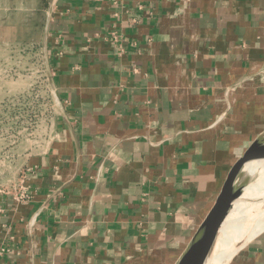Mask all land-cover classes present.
Masks as SVG:
<instances>
[{
    "label": "crops",
    "instance_id": "0c3cea01",
    "mask_svg": "<svg viewBox=\"0 0 264 264\" xmlns=\"http://www.w3.org/2000/svg\"><path fill=\"white\" fill-rule=\"evenodd\" d=\"M46 6L0 35L47 42L63 100L31 198L0 192V264H174L264 132V0H59L49 36ZM228 264H264V229Z\"/></svg>",
    "mask_w": 264,
    "mask_h": 264
},
{
    "label": "rangeland",
    "instance_id": "374dc122",
    "mask_svg": "<svg viewBox=\"0 0 264 264\" xmlns=\"http://www.w3.org/2000/svg\"><path fill=\"white\" fill-rule=\"evenodd\" d=\"M32 2L37 0H0V35L20 39L30 32L21 8ZM33 42L42 41L0 45V186L21 176L30 154L46 143L56 115L50 85L35 70L37 60L19 53L21 46ZM231 260L227 257L221 264Z\"/></svg>",
    "mask_w": 264,
    "mask_h": 264
},
{
    "label": "bare ground",
    "instance_id": "6f19581e",
    "mask_svg": "<svg viewBox=\"0 0 264 264\" xmlns=\"http://www.w3.org/2000/svg\"><path fill=\"white\" fill-rule=\"evenodd\" d=\"M242 170H259L261 177L232 206L215 217L212 227L220 228V235L198 264H221L227 257L231 260L264 229V159L249 158L242 164Z\"/></svg>",
    "mask_w": 264,
    "mask_h": 264
},
{
    "label": "water",
    "instance_id": "95a60500",
    "mask_svg": "<svg viewBox=\"0 0 264 264\" xmlns=\"http://www.w3.org/2000/svg\"><path fill=\"white\" fill-rule=\"evenodd\" d=\"M249 158L254 159V161L264 159V132L252 142L232 166L222 181L218 193L202 216L188 244L174 264H198L202 262L204 255L214 245L220 235V228L213 229L212 227L215 217L232 206L242 197L244 191L258 182L261 177L259 170L240 171L242 164Z\"/></svg>",
    "mask_w": 264,
    "mask_h": 264
},
{
    "label": "built area",
    "instance_id": "2783aa9c",
    "mask_svg": "<svg viewBox=\"0 0 264 264\" xmlns=\"http://www.w3.org/2000/svg\"><path fill=\"white\" fill-rule=\"evenodd\" d=\"M59 0H49L48 5L46 7V18H47V27H46V33L47 36L52 35L54 32L50 27V23L52 20H54L57 17V13L59 11ZM53 32V33H52ZM57 38L61 37V34H57ZM122 36V32L114 27L110 31V38L114 41H117ZM19 53L22 56H29L31 55L33 58L37 60V63L35 64V70L38 72H41V75L44 77V81L49 83V87L51 89L52 96L54 98L55 104H56V115L52 123V128L50 131V134L48 136L47 141L52 138L54 129H55V121L56 116L59 113L62 105L63 100L58 94L56 86L53 84V78L55 75V69L51 64V51L47 44V42H33L29 44H25L19 48ZM46 141V143H47ZM46 143L39 149L41 151ZM0 192L3 193H9L12 194L14 199L17 201H28L32 193L30 191L29 185L25 182L24 178L20 177L15 182L0 186ZM2 255V251H0V256Z\"/></svg>",
    "mask_w": 264,
    "mask_h": 264
}]
</instances>
